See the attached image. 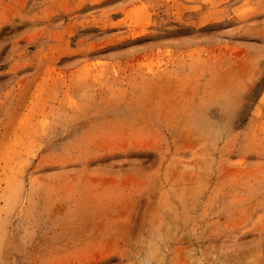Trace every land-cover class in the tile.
I'll list each match as a JSON object with an SVG mask.
<instances>
[{
    "label": "rangeland",
    "instance_id": "obj_1",
    "mask_svg": "<svg viewBox=\"0 0 264 264\" xmlns=\"http://www.w3.org/2000/svg\"><path fill=\"white\" fill-rule=\"evenodd\" d=\"M0 264H264V0H0Z\"/></svg>",
    "mask_w": 264,
    "mask_h": 264
}]
</instances>
